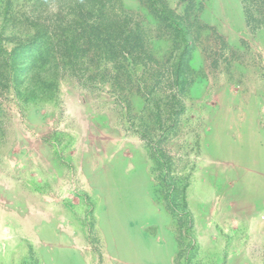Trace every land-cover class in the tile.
<instances>
[{
  "label": "rangeland",
  "instance_id": "1",
  "mask_svg": "<svg viewBox=\"0 0 264 264\" xmlns=\"http://www.w3.org/2000/svg\"><path fill=\"white\" fill-rule=\"evenodd\" d=\"M90 2L0 0V264H264V203L222 194L212 148L232 112L263 147V1ZM110 22L142 50L108 58Z\"/></svg>",
  "mask_w": 264,
  "mask_h": 264
},
{
  "label": "bare ground",
  "instance_id": "2",
  "mask_svg": "<svg viewBox=\"0 0 264 264\" xmlns=\"http://www.w3.org/2000/svg\"><path fill=\"white\" fill-rule=\"evenodd\" d=\"M245 114V121L242 120L240 124L238 123L239 113L237 112H232L231 116L226 115L222 118L221 133L217 134V144L212 148L216 156L220 155L219 157L230 160L233 165L230 170L219 177L217 184L225 197H230L231 194L235 193L238 198L246 197L253 199L256 203H264V141L260 140L263 143L262 148L257 147L258 142L252 138L257 127L256 119L247 113ZM230 135L236 137V142L228 139L227 136ZM259 164H263L261 165L263 167H259ZM116 175L106 174L104 171L96 172L94 175V187L99 190L98 193L104 203L108 204V209H113L108 213V217L103 220V227L106 230H115L121 225V216L125 213L134 212L131 206L128 207L130 212H118V208L125 198L123 196L125 193L122 195V192L126 190V185ZM105 215V213L102 214L100 219H104ZM118 244L125 248L123 240L118 241Z\"/></svg>",
  "mask_w": 264,
  "mask_h": 264
},
{
  "label": "trees",
  "instance_id": "3",
  "mask_svg": "<svg viewBox=\"0 0 264 264\" xmlns=\"http://www.w3.org/2000/svg\"><path fill=\"white\" fill-rule=\"evenodd\" d=\"M264 3V0H262ZM94 2V4H97L98 10L101 12L100 15H103V10L104 7L101 5L102 0H91L90 3ZM95 6V5H94ZM78 8V5H77ZM248 16V23L250 24L251 22L254 23H261L263 24L262 27L264 28V16L262 17L263 19L256 20L252 18L251 13L247 12ZM41 27V26H40ZM46 27V26H45ZM40 31H36V33H45V29L41 27L39 29ZM105 33L103 35V39L99 38V35L101 32ZM93 34H96V41L98 46L102 47V51L106 53L108 58H113L116 53H122V52H128L131 53L133 51L140 52L142 50V46L140 45L141 38L139 35V31L136 30H125V26L123 24V28L120 27L118 23H107V26L105 25H99V27L93 31ZM185 34H183L184 36ZM42 41V40H41ZM36 41L34 40V48L39 49V43H35ZM20 47V46H19ZM115 53V54H114ZM33 62H28V65L30 66ZM185 69V66L183 65H178V67L175 68V71L178 74H181L183 70Z\"/></svg>",
  "mask_w": 264,
  "mask_h": 264
}]
</instances>
